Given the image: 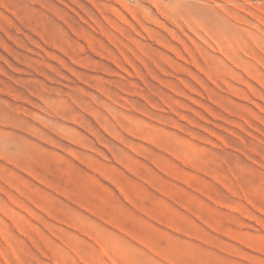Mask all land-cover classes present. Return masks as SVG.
<instances>
[{
  "label": "rangeland",
  "instance_id": "374dc122",
  "mask_svg": "<svg viewBox=\"0 0 264 264\" xmlns=\"http://www.w3.org/2000/svg\"><path fill=\"white\" fill-rule=\"evenodd\" d=\"M0 264H264V0H0Z\"/></svg>",
  "mask_w": 264,
  "mask_h": 264
},
{
  "label": "bare ground",
  "instance_id": "6f19581e",
  "mask_svg": "<svg viewBox=\"0 0 264 264\" xmlns=\"http://www.w3.org/2000/svg\"><path fill=\"white\" fill-rule=\"evenodd\" d=\"M121 1H122V0H121ZM123 1H124V0H123ZM233 2H234V1H233ZM127 3H128V2H127ZM131 3H132V2H131ZM123 5H124V4H123ZM125 5H126V4H125ZM125 5H124V6H125ZM180 5H181V4H180ZM121 6H122V4H121ZM124 6H122V7H124ZM127 6H128V8L130 9L129 5H127ZM124 8H125V7H124ZM126 8H127V7H126ZM179 8H180V7H179ZM218 8H219V7H218ZM216 9H217V8H216ZM236 9H237V8H236ZM239 9H240V8H239ZM221 11H222V10H221ZM219 12H220V11H219ZM223 13H224V11H223ZM223 13H222V14H223ZM224 15H225V14H224ZM226 16H227V15H226ZM231 17H232V16H230V18H231ZM231 19H232V18H231ZM154 21H155V20H154ZM234 22H235V21H234ZM238 24H239V23H238ZM237 29H238V28H237ZM237 32H238V31H237ZM199 34H200V33H199ZM201 36H202V35H201ZM201 36H200V37H201ZM256 38H257V37H256ZM237 49H238V48H237ZM221 50L224 51L222 48H221ZM81 51H82V50H81ZM224 52H225V51H224ZM74 53H75V52H74ZM226 53H228V52H226ZM230 57H231L230 60H231L232 62L240 61V62L242 63V65H243L247 70L250 69V66H249L250 64H249V63L247 64V63L241 61L239 58L237 59L236 55H233V56H230ZM239 75L242 76V74H240V73H239ZM251 76H252V75H251ZM257 167H258V166H257Z\"/></svg>",
  "mask_w": 264,
  "mask_h": 264
}]
</instances>
